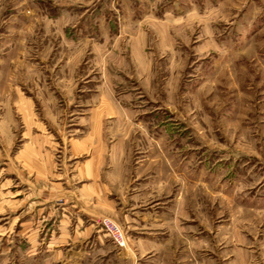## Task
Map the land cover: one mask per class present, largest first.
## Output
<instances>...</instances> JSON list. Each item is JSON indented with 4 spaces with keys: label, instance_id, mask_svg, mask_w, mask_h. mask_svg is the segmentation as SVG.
Here are the masks:
<instances>
[{
    "label": "rangeland",
    "instance_id": "rangeland-1",
    "mask_svg": "<svg viewBox=\"0 0 264 264\" xmlns=\"http://www.w3.org/2000/svg\"><path fill=\"white\" fill-rule=\"evenodd\" d=\"M23 105L64 173L70 139L110 140L116 211L63 258L13 174ZM105 218L141 264H264V0H0V264H126Z\"/></svg>",
    "mask_w": 264,
    "mask_h": 264
},
{
    "label": "crops",
    "instance_id": "crops-1",
    "mask_svg": "<svg viewBox=\"0 0 264 264\" xmlns=\"http://www.w3.org/2000/svg\"><path fill=\"white\" fill-rule=\"evenodd\" d=\"M97 92V89H95L93 93L97 94ZM106 104V101L101 100L96 105L93 116L94 121L102 118L104 113H106L105 116L107 114L110 116L111 107ZM99 106H101V109L98 110ZM24 107L26 112L24 117L27 120L28 127H26V134L24 135L26 139H23L17 152L13 154L14 156L12 155L20 165V168L13 174L25 185L24 187L27 189L25 193L29 191L38 193L34 196L38 199L31 201V204H33L32 207H36L39 213L43 214L41 218L37 215L36 221L44 224L49 223L44 232L48 240L47 247H53L57 252L56 255L63 258L65 251L71 249L75 240L86 238L96 231L95 217L97 215L114 214L116 211V203L104 197L108 185L102 178V168L108 157L107 147L110 140L105 139L102 131L100 133L98 125L91 126L80 139H70L68 143L70 147L68 160L73 159L75 162L72 161L74 164H69V171L71 172V175H69L64 173L59 165L60 163L58 164L55 160L56 142L52 141L53 139H47L43 129L39 126H37L38 131L35 134L32 133V129L35 128L37 122H31L33 115L31 116L28 111L29 105ZM61 143H63L62 140ZM83 154L86 157L76 162L75 159H79ZM36 185L39 187L37 188L38 191H36ZM57 191H62V194L70 196L75 209L65 206L55 207L50 200ZM44 193H47L48 198L41 200L40 198L45 195ZM49 195H52V197ZM28 223L32 224L33 222L26 221V224ZM25 233L30 241L34 242L38 239V228L29 227ZM68 240L72 241L73 244ZM129 240H131L129 236H126L124 247L114 245L120 249L119 252L125 253L123 263L125 261L126 264H141V261L138 260V257L141 256V250L132 248V244L129 245ZM65 245L71 246L65 249Z\"/></svg>",
    "mask_w": 264,
    "mask_h": 264
},
{
    "label": "built area",
    "instance_id": "built-area-1",
    "mask_svg": "<svg viewBox=\"0 0 264 264\" xmlns=\"http://www.w3.org/2000/svg\"><path fill=\"white\" fill-rule=\"evenodd\" d=\"M103 227L110 235L112 241L119 247H124L126 244V237L123 231L110 219L105 218L102 221Z\"/></svg>",
    "mask_w": 264,
    "mask_h": 264
}]
</instances>
